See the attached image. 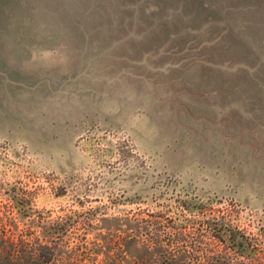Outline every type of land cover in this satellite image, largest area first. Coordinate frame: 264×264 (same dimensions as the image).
Listing matches in <instances>:
<instances>
[{
    "label": "rangeland",
    "instance_id": "obj_1",
    "mask_svg": "<svg viewBox=\"0 0 264 264\" xmlns=\"http://www.w3.org/2000/svg\"><path fill=\"white\" fill-rule=\"evenodd\" d=\"M49 250L264 264V0H0V264Z\"/></svg>",
    "mask_w": 264,
    "mask_h": 264
},
{
    "label": "trees",
    "instance_id": "obj_2",
    "mask_svg": "<svg viewBox=\"0 0 264 264\" xmlns=\"http://www.w3.org/2000/svg\"><path fill=\"white\" fill-rule=\"evenodd\" d=\"M43 256H45V259L42 260L43 263H44V264H48V263L52 262L53 259H54V251L49 250L48 253H46V254H42L41 257H43ZM41 257H40V258H41Z\"/></svg>",
    "mask_w": 264,
    "mask_h": 264
}]
</instances>
